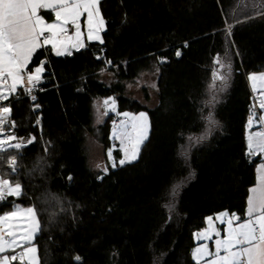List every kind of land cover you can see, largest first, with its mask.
<instances>
[{"label":"trees","instance_id":"1","mask_svg":"<svg viewBox=\"0 0 264 264\" xmlns=\"http://www.w3.org/2000/svg\"><path fill=\"white\" fill-rule=\"evenodd\" d=\"M259 4L100 0L103 43H85L71 55L55 56L49 47L34 54L29 70L45 61L41 91L30 101L20 88L11 107L18 140L35 139L19 154H0L4 178L22 185V194L7 197L0 209L35 207L41 264H194V232L207 217L223 211L244 217L260 161L246 146L247 76L264 71V21L253 18L264 13ZM218 55L232 66L225 88L218 80L210 87ZM102 70L114 81L103 82ZM154 70V107L124 93L125 82ZM110 95L119 112L145 111L150 131L135 161L95 172L84 135L93 130L94 102ZM34 104L40 105L35 111ZM210 115L218 125L209 123ZM110 116L101 126L105 153L112 142ZM10 155L20 163L11 175ZM166 205L173 206L171 214Z\"/></svg>","mask_w":264,"mask_h":264},{"label":"snow or ice","instance_id":"2","mask_svg":"<svg viewBox=\"0 0 264 264\" xmlns=\"http://www.w3.org/2000/svg\"><path fill=\"white\" fill-rule=\"evenodd\" d=\"M99 4L100 0H0V154L8 153L9 149H15L19 154V150L26 146L23 140L18 141L14 134L6 133L5 129L15 127V122L11 120L10 98L17 95L19 88H23L32 101H36L32 93L42 79L44 62L28 71L34 54L39 49L47 51L48 46L56 56L71 55V49L84 48L81 39L82 18L87 39L103 43L101 32L105 21ZM258 7L264 8V0H260ZM45 15H52L54 19L49 22ZM70 30H74L71 35ZM176 55L179 57L181 53L177 51ZM164 62L165 59L161 58V63ZM214 63L219 67L213 69V84L210 87H215L214 82L218 80L225 88L231 78V62L218 55ZM25 80L29 86H25ZM248 80L253 92L261 93L260 114L257 115L254 106L249 119L248 155L264 159V73L249 74ZM102 103L104 115L109 111L116 112L114 98H106ZM39 107V104H34L33 111ZM116 114L124 119L119 124L113 122L111 136L120 143L123 157L119 165L123 166L138 158L140 148L148 137L150 124L144 112L138 115L128 112ZM36 123L40 124L39 118ZM209 123L218 125L211 115ZM205 138L207 134L199 139ZM34 139H28L27 143H32ZM112 153L113 150L109 149L107 155L113 161L112 166L116 167ZM0 159L3 157L0 156ZM7 164L11 173H15L17 155H10ZM182 183L174 185L173 196ZM21 194L22 185L18 182L13 184L0 173V203L7 197ZM166 207L171 214L173 206ZM214 220L223 227L217 226ZM207 224L204 231L195 234L199 242L191 252L194 264H264V163L258 166L257 182L249 189L244 217L222 213L215 218L208 217ZM40 230L35 207L21 210L13 204V211L0 215V264H41L38 248L34 244ZM75 259L80 261L81 257L76 256Z\"/></svg>","mask_w":264,"mask_h":264},{"label":"rangeland","instance_id":"3","mask_svg":"<svg viewBox=\"0 0 264 264\" xmlns=\"http://www.w3.org/2000/svg\"><path fill=\"white\" fill-rule=\"evenodd\" d=\"M73 31L74 30H72V32ZM107 71L108 70H106L105 74L102 75L101 78L106 80L107 83H111L112 81H114V74L112 72H110V71H108V72ZM260 72H264V71H260ZM157 77H158L157 70L144 71L137 78H135L134 80H130V81L125 82V91H124V93L128 97H130L131 99H135V100L139 101L141 104H144V105H146L148 107H154L156 105V103H157V93H158ZM145 92L148 95V99L145 98V95H144ZM254 93L260 100L261 93H258V92H254ZM98 101L99 102H96V104H97L96 106H98V107L95 106L96 107L95 108V114L97 113L96 114L97 119L99 118V121H102V122H99V123H103V121L105 120V122H104V124H105L109 120L110 112H108L107 115H104L103 103L102 102L100 103L101 99H98ZM116 112H118V113L128 112V113H131V114H134V115H138L141 112L146 113L145 111H139V112H136V113L132 112V111H121V112H119L117 109H116ZM116 112H113L114 114H111V116H110V122H111L112 129H113V122H114L113 117L117 116ZM98 113H99V115H98ZM147 116H148V114H147ZM104 117H105V119H104ZM148 119H149V117H148ZM149 124H150V120H149ZM95 127H96L95 128V132H93L94 130H92L90 132H88V131L85 132L86 139L84 141V143H85L84 147L86 146L85 150H86V153L88 155V164H89V166L95 172H100V171H104L109 165L112 166L113 161L110 160L109 158H107L106 160L103 159V144H102V142L100 140L95 139V138L98 137L97 133H98L99 127L97 125H95ZM112 129L110 131V139L112 140L110 149L113 150V153H112L113 159L115 160V162H118V164H119V160L123 157V153L120 151V143H119V141L112 139V136H111ZM149 131H150V129H149ZM148 134H149V132H148ZM248 135H249V132L247 133V136ZM23 140H25V139H23ZM26 141H28V140L26 139ZM13 142H18V141H13ZM115 150H118V152H119L118 154L120 155V158H118V159L115 158L116 155H117V154L114 155V153H115L114 151ZM8 158L9 157H7V159ZM6 162H7V160H6ZM7 166H8V164H7ZM19 168H20V163H19V160L17 158V171L19 170ZM8 169H9V172L11 173V169L9 167H8ZM16 172L15 173H11V174H16ZM222 213H228V212H226V211L220 212V214H222ZM220 214L218 213L216 215L219 216ZM217 216H209V217L215 218ZM207 218H206V222H205L204 227L202 229L197 230V231L194 232V237L195 238H196V235H195L196 233L204 231L207 228V226H208ZM214 223L217 226L223 227V226H221L219 224V221H215L214 220ZM210 247H211V244H210Z\"/></svg>","mask_w":264,"mask_h":264},{"label":"crops","instance_id":"4","mask_svg":"<svg viewBox=\"0 0 264 264\" xmlns=\"http://www.w3.org/2000/svg\"><path fill=\"white\" fill-rule=\"evenodd\" d=\"M259 14H257V15H255L253 18H256V17H258L259 19H262L263 21H264V13H261L259 16H258ZM46 19V18H45ZM54 19V17L52 16V19L51 20H47V21H49V22H51L52 20ZM81 23H82V32H83V35H82V37H81V39H82V41L84 42V44L85 43H88V42H99L98 40H93V41H89L88 39H87V30H86V27L84 26V19L82 18V21H81ZM103 32V31H102ZM102 32H101V38H102ZM72 34V30L69 32V35H71ZM49 48H50V46H48ZM40 50V49H39ZM73 50H75V48H73ZM51 51V50H50ZM51 53L52 54H54V52H52L51 51ZM55 55V54H54ZM56 56V55H55ZM64 56V55H63ZM44 63H45V61H43ZM30 64H31V62H30ZM30 64H29V66H30ZM41 64V63H40ZM39 64V65H40ZM39 65H37V66H39ZM36 67V66H35ZM34 67V68H35ZM33 68V69H34ZM43 68H44V65H43ZM44 71V70H43ZM105 72H106V70H102V71H100L99 72V75H100V79L103 81V82H105V83H107V81L106 80H104V79H102L101 77H102V75H104L105 74ZM108 72V71H107ZM253 73H256V74H259V73H264V72H250L249 74H253ZM249 76V75H248ZM248 76H247V80H248ZM248 85H249V88H250V91H251V94H252V98H251V107L253 106H255V108H256V113H257V115H259L260 114V110H259V102H260V100H259V98L255 95V93L253 92V90L251 89V87H250V82H249V80H248ZM20 90V88L18 89V91ZM258 93H260V92H258ZM12 98V97H11ZM11 98H10V100H11ZM7 102V101H6ZM96 102H99L98 101V99L94 102V104H93V118H92V128H93V132H95V125H97L98 127H99V129H98V133H97V135H98V137L97 138H95V139H98V140H100L101 142H102V140H103V136H102V131H101V126L104 124V122H105V120L103 121V123H99V122H102V121H99V118L97 119V117H96V114H95V108L96 107H98V106H96L97 104H96ZM102 102V99H101V101H100V103ZM96 106V107H95ZM250 107V108H251ZM250 111V110H249ZM98 115H99V113H98ZM104 119H105V117H104ZM249 117H247V125H246V146H247V133L249 132ZM96 135V136H97ZM85 139H86V135H84V141H85ZM102 144H103V142H102ZM84 145H85V143H84ZM86 147V146H85ZM110 148H108V150H109ZM108 150L106 151V153H105V147H104V145H103V159H107V158H109L108 157V155H107V153H108ZM247 151H248V148H247ZM87 157H88V155H87ZM104 160V161H105ZM261 163H264V159H262L261 157H260V161H259V163L257 164V166H256V180H255V183L251 186V187H253L255 184H256V182H257V168H258V166L261 164ZM0 173H1V168H0ZM248 199V198H247ZM15 205H17V206H19V209H21V210H23V209H27L28 207H31V206H22V205H19V204H15ZM246 207H247V205H246ZM10 211H13V206L11 207V208H8V209H3V210H1L0 209V215H3V214H5V213H8V212H10ZM245 211H246V209H245ZM220 214V213H219ZM244 215H245V213H244ZM214 216H217V215H214ZM37 235V234H36ZM36 237V236H35ZM35 239V238H34ZM194 239H195V242H196V244H195V247L197 246V244H198V240H196V238L194 237ZM35 244V243H34ZM194 247V248H195ZM193 248V249H194Z\"/></svg>","mask_w":264,"mask_h":264},{"label":"built area","instance_id":"5","mask_svg":"<svg viewBox=\"0 0 264 264\" xmlns=\"http://www.w3.org/2000/svg\"><path fill=\"white\" fill-rule=\"evenodd\" d=\"M28 71H32V70H29ZM25 86H29L27 85V80H25ZM40 84H41V81L39 82V84L37 85L36 89H34L32 95H35L36 96V99H37V95L38 93L41 91L40 89ZM21 91H22V94H23V97H26L28 98L30 101H32L31 97L29 95H27L25 92H24V89L21 88ZM5 103H8V102H5ZM10 103H11V100H10ZM12 108V107H11ZM253 106L250 108V111L248 113V117L250 118L252 112H253ZM114 116V115H113ZM114 121L118 124L120 122V120L124 119L123 116H115L113 117ZM11 120L15 122V126H16V121H15V118H14V115H13V110L11 112ZM6 133H10V134H14L16 136V130H15V127L14 128H11V127H8L5 129ZM19 140H23V139H19ZM18 140V141H19ZM23 142L25 143V145L27 144V141L26 140H23Z\"/></svg>","mask_w":264,"mask_h":264},{"label":"water","instance_id":"6","mask_svg":"<svg viewBox=\"0 0 264 264\" xmlns=\"http://www.w3.org/2000/svg\"><path fill=\"white\" fill-rule=\"evenodd\" d=\"M72 50H73V49H71V51H72ZM109 97H112V98H114V96H113V95H110V96H107V97L103 98V99H102V102H103V100H104V99H106V98H109ZM114 99H115V98H114ZM115 101H116V100H115ZM109 112H112V111H109Z\"/></svg>","mask_w":264,"mask_h":264}]
</instances>
